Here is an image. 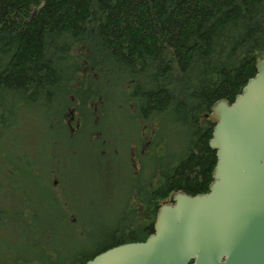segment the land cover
I'll return each mask as SVG.
<instances>
[{
  "label": "trees",
  "instance_id": "1",
  "mask_svg": "<svg viewBox=\"0 0 264 264\" xmlns=\"http://www.w3.org/2000/svg\"><path fill=\"white\" fill-rule=\"evenodd\" d=\"M262 59L264 0H0V241L12 263L86 264L145 241L176 193H208V115L235 102ZM96 103L106 107L99 123ZM123 115L129 138H142L128 143L142 148V196L117 171L133 165L129 149L101 156L95 140L112 138ZM131 198L142 199L147 236L116 224L85 254V207L117 222Z\"/></svg>",
  "mask_w": 264,
  "mask_h": 264
},
{
  "label": "water",
  "instance_id": "2",
  "mask_svg": "<svg viewBox=\"0 0 264 264\" xmlns=\"http://www.w3.org/2000/svg\"><path fill=\"white\" fill-rule=\"evenodd\" d=\"M235 102L208 118L216 151L208 193L161 206L143 242L107 249L86 264H264V59Z\"/></svg>",
  "mask_w": 264,
  "mask_h": 264
},
{
  "label": "flooded vegetation",
  "instance_id": "3",
  "mask_svg": "<svg viewBox=\"0 0 264 264\" xmlns=\"http://www.w3.org/2000/svg\"><path fill=\"white\" fill-rule=\"evenodd\" d=\"M100 100H102V98ZM92 106L94 110L93 116H95L97 119V121L96 120L95 121L99 123L101 121L100 118L104 116V113L101 110L102 108H106V107L104 105L102 106L101 104H97V103ZM117 111L119 113L120 110ZM117 111H111V112L109 111L107 114L108 116L113 118L114 116L112 114L115 115L114 112ZM67 118H69V122L72 123V127H75V129L82 127L83 125L82 117L76 119V116L72 114L69 117L67 115ZM121 120H122V124L117 126L115 130L116 134L115 135L113 134V136H108L112 138H105L106 136H104L102 133L97 134V138H95V140L101 142V145L103 147L106 146V150L101 151V156H104L106 152H109L117 158H120L122 156L127 157V153H125V151H127L128 143L130 142V140H134L136 142L142 140V138H129L130 135H129L128 119L126 120L125 115H123V118L118 119L117 122H120ZM83 139L85 138H78L79 142ZM128 149H129L128 156H132L131 161L133 162V165L132 166L130 165L131 167H127L125 171L124 168L122 167L118 168L117 171L118 173L123 174L122 178L124 180L123 183L124 185L122 186L125 188L128 189L130 187L136 188L137 187L136 184H132V182H134V180H138L139 189H140L139 196H142V148L140 152H138V154L137 151H133L131 153L130 148ZM131 173L135 175V178L131 176ZM131 194L134 196L136 194V191L133 190ZM166 203L167 204L173 203V196ZM127 204L131 205V208L127 210L126 215L122 216L119 221L117 222L109 221L108 224H112V225L114 224L113 227L116 224H118V228H120L121 230L120 233L123 232V234H125L126 236L131 235V233L133 232L134 234L139 232V237L143 239L144 236L147 235H145L144 233V229L146 228L145 220L142 219V199L140 198L137 201L136 198H131L127 201ZM136 211H138V216L134 215ZM132 221L134 222V224H136V227H133L131 223ZM154 222L152 224L153 231H154Z\"/></svg>",
  "mask_w": 264,
  "mask_h": 264
},
{
  "label": "rangeland",
  "instance_id": "4",
  "mask_svg": "<svg viewBox=\"0 0 264 264\" xmlns=\"http://www.w3.org/2000/svg\"><path fill=\"white\" fill-rule=\"evenodd\" d=\"M85 208V214H87L84 221L85 230L83 229L84 232L81 235L82 238H80L79 248L88 255L101 249L113 239V236H110V238H103L100 234L108 231L109 228H113L114 224H108L109 221L100 214L92 215L89 206ZM9 243H11V241ZM0 251V264H13L11 258L15 254V251L4 247L2 241H0ZM24 261H26V259L22 258L20 262L16 261V264H27Z\"/></svg>",
  "mask_w": 264,
  "mask_h": 264
}]
</instances>
